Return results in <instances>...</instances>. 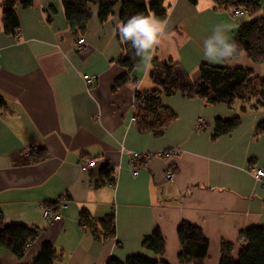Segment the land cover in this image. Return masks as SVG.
I'll list each match as a JSON object with an SVG mask.
<instances>
[{
  "label": "crops",
  "instance_id": "obj_1",
  "mask_svg": "<svg viewBox=\"0 0 264 264\" xmlns=\"http://www.w3.org/2000/svg\"><path fill=\"white\" fill-rule=\"evenodd\" d=\"M1 1L0 95L5 104L0 106V222L23 223L39 232L21 258L0 245V264H30L44 241L56 247L52 264H105L111 256L122 261L133 254L182 264L176 227L183 220L199 226L209 240L204 264H220L222 242L233 245L236 256L242 230L264 225V183L246 171L251 163L264 169V136L256 132L264 120V103L255 107V97L229 105L180 93L162 95L174 116L156 135L141 130L133 119L136 90L123 78L135 77L138 91L155 89L149 76L152 59H172L193 79L202 62L250 68L263 77L264 63H254L244 52L230 65L209 62L203 52L204 40L217 24H231L229 35L237 42V27L264 15V0H246L258 9L242 17L232 16L229 7H216L213 0H164L165 33L150 59L141 58L133 69L119 62V5L106 20L91 5L92 17L79 32L86 49L78 51L61 0L18 5L19 26L13 34L2 27ZM84 73L98 75L93 87H86ZM237 115L240 123L234 130L212 137L216 117ZM198 117L205 127L195 128ZM30 145L39 150L26 155ZM173 147L180 149L179 156H154L137 176L131 174L130 151ZM84 156L97 158L95 168L78 167ZM109 164L116 172L113 183L101 173ZM167 168L174 169L171 180L161 175ZM61 196L66 198L59 209L62 218L46 222L42 202L52 205ZM82 209L94 221L113 213L115 234L105 237L98 224L97 238L79 223ZM156 227L166 241L163 254L141 242Z\"/></svg>",
  "mask_w": 264,
  "mask_h": 264
},
{
  "label": "trees",
  "instance_id": "obj_2",
  "mask_svg": "<svg viewBox=\"0 0 264 264\" xmlns=\"http://www.w3.org/2000/svg\"><path fill=\"white\" fill-rule=\"evenodd\" d=\"M191 1L196 2V0ZM213 1L216 7L223 6L231 9L238 7L252 13L258 9L256 3L246 0ZM32 2L33 0L1 1V24L6 32L13 34L18 29L17 6L28 8L33 5ZM163 2L164 0H61L67 23L76 37L81 35L79 32L81 33L86 28L87 22L92 17L91 5L98 7L97 12L100 20H106L110 17L114 13V7L119 5L118 19L122 24L136 13L147 15L152 12L164 20L167 16V9ZM237 28L238 54L244 52L254 63H264V15L255 16L252 20H244ZM121 44L123 53L119 58L120 64L129 69L135 68L141 58L134 56V49H132L130 42H122L121 40ZM152 65L149 76H151L156 88L135 93L138 97L140 95L145 96L144 105L138 106L137 111L133 112V119L138 122L141 130H151L156 135L161 134L164 124L174 116L173 110L168 111L167 106L162 103V95L170 96V94L180 93L188 98L200 96L205 97L210 103L222 101L229 105L237 99L246 100L255 97L256 101L253 103L255 107L264 103V76L254 75L250 68H230L202 62L198 68L199 77L193 79L185 71L182 64L174 62L172 59L167 61L152 59ZM126 75L124 80H127ZM4 104V99L0 95V106H4ZM164 111H168V113L165 114ZM239 123L240 117L238 115L226 116V118L216 117L212 137L231 132ZM256 127V132L264 136V120H261ZM110 171L107 166L102 169L101 173L107 178ZM53 204L46 205L53 206ZM79 223L89 227L97 238H99L98 224L105 233V237L110 238L115 234L113 213L94 221L90 212L82 209L80 210ZM176 230L181 243L177 255L178 261L182 264H204L209 240H207L203 230L188 220L181 221ZM38 232L37 227L31 228L23 223L12 222L6 225L0 222V245L21 258L28 248L27 245L33 242ZM241 235L247 238V242L241 244L236 256L233 255V245L222 242L220 264H264V225H253L245 228ZM141 242L153 253H164L166 241H164L162 231L157 227L152 233L144 235ZM40 247L30 264H52L56 255V247L49 241H44ZM105 264H160V262L156 257L133 254L122 261L111 256ZM162 264L168 263L162 262Z\"/></svg>",
  "mask_w": 264,
  "mask_h": 264
},
{
  "label": "built area",
  "instance_id": "obj_3",
  "mask_svg": "<svg viewBox=\"0 0 264 264\" xmlns=\"http://www.w3.org/2000/svg\"><path fill=\"white\" fill-rule=\"evenodd\" d=\"M246 12V10H242L238 7H233L231 9V14L234 17H240L243 16L244 13ZM75 44L77 46L78 51H83L86 49L85 46V37L83 35H79L75 38ZM128 79V83L132 85V87L137 90V84H138V80L135 79V77H133L131 74L127 75ZM82 79L85 82V85L87 88H91L93 87V85L96 83V81L99 79L98 75L96 73H92V74H87L84 73L82 74ZM135 92V93H136ZM144 95H140V97L136 96L134 94V101H133V112L137 111L138 106H143L144 105ZM195 128H203L205 127V121L203 118L199 117L197 118V120L194 123ZM39 150V147H37L36 145H30L28 148H26L24 150V153L26 155H29L31 153H34L35 151ZM181 154L180 149L173 147L172 149H167V150H162V151H130L129 152V159L127 162V166H129L131 174L133 176H137L141 170V168H143L145 166V164L151 160L152 157L154 156H160V157H166L169 155H174V156H179ZM97 164V158H88V157H82L80 159V161L78 162V167L85 171V170H90L92 168H95ZM110 168V173L108 179L111 183L114 182L115 180V170L112 168V166L109 164L108 165ZM246 171H248L250 174L253 175L254 179L259 181V182H263L264 183V169L263 168H259L257 166H255L253 163L248 164L246 166ZM162 177L164 179H173L174 178V169H170L167 168L163 171V173L161 174ZM65 196H61L58 197L56 200H54V204L53 206H47L44 202H42L40 209H41V214H42V218L48 222H54L55 220H59L62 218V214L59 212V209L62 208L65 204L64 200H65ZM240 238V243H246L247 242V238L244 237V235L239 236Z\"/></svg>",
  "mask_w": 264,
  "mask_h": 264
},
{
  "label": "clouds",
  "instance_id": "obj_4",
  "mask_svg": "<svg viewBox=\"0 0 264 264\" xmlns=\"http://www.w3.org/2000/svg\"><path fill=\"white\" fill-rule=\"evenodd\" d=\"M166 27L167 20L155 14L136 13L119 25V35L122 42H130L135 57L150 59L148 54L160 44ZM231 30L229 23L214 27L212 35L204 40V59L212 63L231 64L233 57L238 55V45L229 35Z\"/></svg>",
  "mask_w": 264,
  "mask_h": 264
},
{
  "label": "rangeland",
  "instance_id": "obj_5",
  "mask_svg": "<svg viewBox=\"0 0 264 264\" xmlns=\"http://www.w3.org/2000/svg\"><path fill=\"white\" fill-rule=\"evenodd\" d=\"M127 77V76H126ZM199 118V117H198ZM31 244L29 243L28 245H27V247H29Z\"/></svg>",
  "mask_w": 264,
  "mask_h": 264
}]
</instances>
